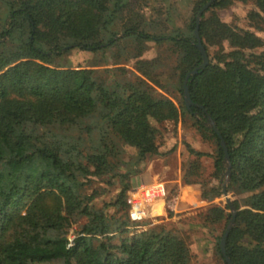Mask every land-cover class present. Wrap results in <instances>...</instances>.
Masks as SVG:
<instances>
[{"label":"trees","instance_id":"1","mask_svg":"<svg viewBox=\"0 0 264 264\" xmlns=\"http://www.w3.org/2000/svg\"><path fill=\"white\" fill-rule=\"evenodd\" d=\"M206 1L193 0L185 32L147 16L146 0H0V264H194L186 239L162 226L117 244L93 241L98 229L127 225L132 177L152 157L171 153L161 151L154 122L188 115L213 143V153L186 146L195 158L182 166L184 181L198 183L200 158L213 156L216 182L202 196L221 193L228 165L227 190L264 186V37L220 19L216 8L232 0L212 1L202 11L199 36L208 63L187 79L190 108L183 97L186 73L202 61L194 27ZM254 4L246 17L264 30V0ZM114 21L120 26L111 30ZM147 40L173 44L168 70L159 69L166 67L160 56L141 57ZM116 46L142 76L178 92L180 104L142 88L138 75L114 83L94 68L50 65L75 49ZM95 180L115 186L113 200L96 204ZM232 203L237 218L226 238L227 256L234 264H264V188L242 199L244 207ZM215 210L198 225L223 221V232L232 213ZM79 220L68 246V228ZM221 236L216 248L224 260Z\"/></svg>","mask_w":264,"mask_h":264},{"label":"rangeland","instance_id":"2","mask_svg":"<svg viewBox=\"0 0 264 264\" xmlns=\"http://www.w3.org/2000/svg\"><path fill=\"white\" fill-rule=\"evenodd\" d=\"M192 6L193 0H146L142 5V10L147 16L158 15V17H161L164 25L166 24L167 29L170 31L180 27L183 31L189 32L185 24L192 15ZM255 7L254 0H232L226 7H217L216 11L222 21L235 26L237 29L256 32L264 37V30H259L255 26H252L246 17L247 13ZM3 11L4 9L0 5V17L4 16ZM119 26L116 21L109 25L111 30L119 29ZM22 31L26 33L25 29ZM108 35V30L102 31L101 33L103 39H106ZM120 36L121 33L119 32L114 38ZM226 47L227 49L229 48L227 44ZM261 49V47L256 48L257 51ZM174 55L175 50L172 43L165 42L164 40H147L145 41V50L141 57L146 59L160 56L164 59L166 67L163 66L159 69L168 70L167 65L171 66L174 61ZM123 56L124 54L121 53L119 46L96 51L75 49L55 58L53 64L50 65L61 68H94L103 77L107 78L110 75L109 77L113 79L114 83H120L125 77L138 75L141 77L142 88L148 91L155 89L158 93L170 97L175 103L180 104L182 97L178 92L173 89L165 92L163 88L153 83L147 77L142 76L135 69L133 59L126 60ZM164 77V75L161 76L163 81ZM154 123L158 126L156 141L161 151L165 153L171 148L172 151L167 155L161 154L152 157L141 172L132 177L129 190L139 183L160 179L164 182L167 191L164 200L165 207L162 203L155 204L154 207L157 208L151 209L148 217L139 221H132L129 214L130 207L128 206L127 225L114 232H102L98 229L93 234L94 244L100 241L117 244L121 240H126L136 233L147 231L149 228L162 226L177 231L186 239L194 264H225V261L221 258L216 248V238L223 233V221L208 223L204 227L198 224L204 218H212L216 213L215 208H222L227 213L231 212L227 198L231 202H239L244 207L241 203L242 199L258 193L264 186L251 191H242L240 189L227 190L226 188V195L223 194L221 189V193L219 194L202 196L203 191L210 187L212 183L216 182L211 174L213 156L203 155L200 158L201 167L198 183L189 182L190 180L184 181L182 178V166L195 158L189 153L186 146L189 145L196 150L213 153V143L210 139L202 137L196 131L192 125V118L188 115L181 116L176 121ZM129 151L132 152L130 149ZM148 165L152 166L154 171L158 173V176H154L150 180H144L142 174L148 168ZM227 181L228 178L225 179L224 183H227ZM92 186L99 191V195L95 199L96 204L99 205L103 201L113 200L115 186H108L105 182L98 180H95ZM129 190L127 191V198ZM157 212H161V214H156ZM82 222L83 220H79L70 225L67 232L68 243H70V239L77 236Z\"/></svg>","mask_w":264,"mask_h":264},{"label":"water","instance_id":"3","mask_svg":"<svg viewBox=\"0 0 264 264\" xmlns=\"http://www.w3.org/2000/svg\"><path fill=\"white\" fill-rule=\"evenodd\" d=\"M212 1H215V0H207L206 2H204L200 7H199V10L197 11V14H196V18H195V27H194V35H195V38H196V42H197V46L199 47V49L201 50L202 52V61L200 62V64L198 66H196L195 68H193L192 70L188 71L185 75V78H184V85H183V97H185V103L186 105L190 108L191 105L193 104V101L189 95V91H188V87H187V79L190 75H194L196 74L200 68H203L206 66V64L208 63V52H207V49L204 45V43L202 42L201 40V37L199 36V22H200V18H201V13L202 11L212 2ZM213 127L214 129L217 131V128L214 124V122L210 121L209 122ZM218 132V131H217ZM221 142V145H222V148L223 150L225 151L226 153V160L228 161L229 160V154H228V151L226 149V145L224 143V140L221 138L220 140ZM229 168L230 166L228 165V168L226 170V178L229 177ZM222 192L223 194L226 195L227 191H226V183H223L222 185ZM227 203L228 205L230 206L231 208V212H232V217L231 219L228 221L224 231H223V234L220 238V241H219V247H220V251H221V254L223 255L224 257V260H226V262L228 264H234L232 260H230V258L227 256L226 254V250H225V242H226V238H227V235L230 231V229L232 228V226L234 225L235 223V219L237 218V209L235 207V205H233V203L227 198Z\"/></svg>","mask_w":264,"mask_h":264},{"label":"built area","instance_id":"4","mask_svg":"<svg viewBox=\"0 0 264 264\" xmlns=\"http://www.w3.org/2000/svg\"><path fill=\"white\" fill-rule=\"evenodd\" d=\"M166 186L160 179L139 183L133 186L128 192L129 214L132 221H139L149 216L150 210L155 204L162 203L166 197ZM165 207V206H164ZM74 239H70L68 246L74 243Z\"/></svg>","mask_w":264,"mask_h":264},{"label":"crops","instance_id":"5","mask_svg":"<svg viewBox=\"0 0 264 264\" xmlns=\"http://www.w3.org/2000/svg\"><path fill=\"white\" fill-rule=\"evenodd\" d=\"M142 175H143L142 178L144 180H150L152 177L158 176V173L154 171L151 165H148V168L144 171ZM155 208L157 207H153V209ZM153 213H155V211H153ZM156 214H161V212H157Z\"/></svg>","mask_w":264,"mask_h":264}]
</instances>
